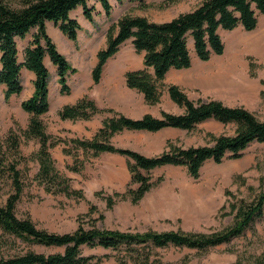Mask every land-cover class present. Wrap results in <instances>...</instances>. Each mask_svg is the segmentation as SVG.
<instances>
[{
	"label": "rangeland",
	"instance_id": "374dc122",
	"mask_svg": "<svg viewBox=\"0 0 264 264\" xmlns=\"http://www.w3.org/2000/svg\"><path fill=\"white\" fill-rule=\"evenodd\" d=\"M5 1L13 7L20 5V0ZM109 1L112 4L110 15L105 13L98 0H90L89 4L96 6L92 22L85 19L81 8L73 11V16L82 26L77 41L66 38L54 22L48 23L49 34L77 72L68 78L71 92L62 94L57 69L49 58L46 59L50 70V107L40 118L48 132L61 139L51 149L57 168L71 180L73 188L81 190L83 197L47 191L36 179L39 164L30 157L39 148V142L36 139L22 140L21 150L29 159L20 165L25 188L17 204L18 216L30 217L38 228L55 233L72 232L80 224L89 227L94 221L101 228L130 232L181 230L212 234L227 230L235 222L237 210L233 206L241 201L252 202L263 190L264 143H251L243 156L237 159L228 158L220 163L207 160L198 177L192 176L183 165H164L143 170L154 182L152 189L138 203L127 199L118 201L113 207L107 205L105 196L124 192L131 183L128 159L116 153L95 155L92 151L84 152L82 149L76 159L74 154L66 153L64 148L69 146L66 144L68 139L93 137L103 119L114 114L142 117L145 113H151L159 117L163 111L183 113V108L169 96L167 88L171 84L179 85L192 100H219L232 107L246 108L258 119L264 120V16L259 17L254 30L237 28L224 31L223 54L213 55L209 60L197 58L192 45V66L168 72L159 103L148 104L143 93L128 87L126 83L122 84L124 91L113 94L110 102L115 108L102 106L105 110L89 120L62 119L59 111L65 105L74 104L72 102L78 85L94 83L92 70L97 62V53L106 46L109 27L121 16L129 13L164 22L194 9L203 0H145L146 7L138 0ZM33 31L35 29L25 38L18 39L21 60L24 59V50L31 41ZM246 34L260 40L259 45L240 44V39ZM142 67L143 55L128 40L108 61L101 80L106 84L105 78L112 79L111 75L118 71L122 74L125 72L126 79L128 71ZM33 80L34 74L24 69V89L21 94L10 99L5 97V87L0 83V140H5L12 132L20 135L27 127L31 114L21 104L32 95ZM120 81H123V76L105 87L118 85L121 88ZM235 131L233 123L223 124L210 119L199 123L193 130L171 127L157 132L124 130L115 134L111 141L116 146L155 156L169 150V144L183 147L212 145L215 137L233 135ZM131 186L135 188L137 184ZM1 191L6 195L10 188L5 186ZM64 249L8 238L7 243L0 245V255L8 257L28 250L57 253ZM156 249L165 264H264V213L240 236L229 242L205 250L173 245ZM82 251L85 255L104 257L102 262L94 260L89 264H118L119 253L115 250L84 245ZM125 264L134 263L129 261Z\"/></svg>",
	"mask_w": 264,
	"mask_h": 264
},
{
	"label": "trees",
	"instance_id": "16d2710c",
	"mask_svg": "<svg viewBox=\"0 0 264 264\" xmlns=\"http://www.w3.org/2000/svg\"><path fill=\"white\" fill-rule=\"evenodd\" d=\"M98 1L105 13L110 15L111 2ZM138 1L146 7L145 0ZM89 2L90 0H20V5L13 7L5 0H0V83L5 87V97L10 99L22 93L24 69L34 74L33 93L21 104L31 114L27 127L20 135L12 132L5 140H0V245L7 243L8 238H14L28 244L65 248L57 253L28 250L8 257L1 254L0 264H89L94 260H104L103 256L85 255L82 251L84 245L117 251L118 264L129 261L134 264H165L157 253L158 247L173 245L205 250L240 236L264 213V186L257 199L252 202L241 201L233 206L237 213L231 227L212 234L181 230L130 232L101 228L96 221L89 227L80 224L72 232L55 233L38 228L30 217L18 216L17 204L25 188L20 165L29 159L21 150L22 140L36 139L39 142V148L30 157L39 164L36 179L47 191L69 197H83L81 190L73 188L71 180L57 168L51 149L61 139L48 132L40 116L47 113L50 107V70L46 59L49 58L57 69L62 94L71 92L68 78L70 74L77 72L49 34L48 23L54 22L66 38L77 41L82 26L72 13L81 8L85 19L92 22L96 6ZM260 16H264V0H203L194 9L164 22L124 14L109 27L106 46L97 53V62L92 70L94 83L101 81L108 61L130 40L136 51L143 55V67L126 73L127 86L143 93L145 101L155 105L161 100L163 81L168 72L192 66V45L200 60L206 61L213 55H221L225 50L222 33L237 28L254 30ZM33 29L35 31L24 50V59L21 60L18 39L25 38ZM167 91L170 98L183 108V113L163 111L159 117L145 113L140 118L118 113L103 119L93 137H75L66 141L69 145L64 148L66 153L74 154L76 159L80 149L84 152L92 151L95 155L116 153L128 159L132 173L131 183L124 192L105 196L109 207L122 200L129 199L132 203H138L143 199L154 185L143 170L164 165H183L192 176L198 177L207 160L220 163L228 158L237 159L243 156L251 143H264V120L258 119L248 109L232 107L219 100H192L177 84L169 85ZM104 110L95 100L85 95L74 104L65 105L59 115L65 120H89ZM210 119L223 124H235V133L215 137L212 145L183 147L169 144V150L155 156H146L134 149L116 146L111 141L115 134L124 130L157 132L170 127L193 130L199 123ZM131 184L137 186L133 188ZM5 186L10 188L6 195L1 191ZM92 212L94 210L89 215Z\"/></svg>",
	"mask_w": 264,
	"mask_h": 264
},
{
	"label": "crops",
	"instance_id": "0c3cea01",
	"mask_svg": "<svg viewBox=\"0 0 264 264\" xmlns=\"http://www.w3.org/2000/svg\"><path fill=\"white\" fill-rule=\"evenodd\" d=\"M124 74H125V72H124ZM124 74L119 73V71L117 73L112 74L111 75L112 79H110L108 77L105 78L106 84H104V80H101L99 83H96V84L95 83L91 84L89 82H85L84 84H79L78 85L79 88L75 92V97L73 98L74 100L72 103H75L77 100H79L83 96L87 95L90 98H92L93 100H95V102L97 103V105L100 108H102V106L115 108V105L113 103H111L110 101L113 100V94L114 93H117L119 90L124 91V88L122 87V84L126 85V79H125ZM121 76H123V81H120L121 88H118V85H115L111 88L105 87V86L114 84L117 79L119 80V78H121ZM132 118H140V117H132ZM87 123H88V121H87Z\"/></svg>",
	"mask_w": 264,
	"mask_h": 264
},
{
	"label": "bare ground",
	"instance_id": "6f19581e",
	"mask_svg": "<svg viewBox=\"0 0 264 264\" xmlns=\"http://www.w3.org/2000/svg\"><path fill=\"white\" fill-rule=\"evenodd\" d=\"M239 43H240V44L245 43V44H247L248 46H249V45H250V46H257V45H259L260 40H258V39H253V38L251 37V34H246V35H244V36L240 39Z\"/></svg>",
	"mask_w": 264,
	"mask_h": 264
}]
</instances>
